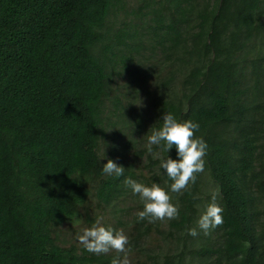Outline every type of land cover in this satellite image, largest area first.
<instances>
[{
	"label": "trees",
	"instance_id": "obj_1",
	"mask_svg": "<svg viewBox=\"0 0 264 264\" xmlns=\"http://www.w3.org/2000/svg\"><path fill=\"white\" fill-rule=\"evenodd\" d=\"M143 1L124 17L146 18L147 45L132 19L116 20L121 0H0V264H110L117 253L62 244L58 228L81 213L93 221L83 208H113L131 192L135 167L101 171L108 125L145 134L164 111L199 122L205 169L170 192L176 218L127 222L135 264H264V0ZM156 49L149 114L130 115L113 76L136 57L137 72L140 50L149 62ZM145 140L122 146L144 156V184L167 190L168 153L148 152ZM216 189L223 222L188 235Z\"/></svg>",
	"mask_w": 264,
	"mask_h": 264
},
{
	"label": "clouds",
	"instance_id": "obj_2",
	"mask_svg": "<svg viewBox=\"0 0 264 264\" xmlns=\"http://www.w3.org/2000/svg\"><path fill=\"white\" fill-rule=\"evenodd\" d=\"M157 126L154 124L147 131L145 148L148 152L154 151V146L168 155L159 160V167L168 177L170 183L167 190L156 182L150 185L141 183L131 177H125L124 183L130 188L133 195L138 196L142 208L138 209V220L174 219L179 215L178 206L172 202L170 192L179 193L186 189L190 182H195L196 174L205 169V154L207 142L202 136L195 133L200 124L192 119L180 120L171 111H164ZM175 149L176 156L169 155ZM106 158L104 155L100 159ZM125 167L111 158H106L101 171L106 176L120 177L124 174ZM219 189L212 191L210 200L204 205L203 211L196 221V227L186 229L191 236L198 235V229L205 235L211 229L223 222L222 207L217 203ZM76 239L82 247L90 253L99 255L116 250L110 264H129L127 255L128 237L122 230L114 229L111 225L105 226L98 218L90 227H85L76 234ZM123 253V255H120Z\"/></svg>",
	"mask_w": 264,
	"mask_h": 264
},
{
	"label": "rangeland",
	"instance_id": "obj_3",
	"mask_svg": "<svg viewBox=\"0 0 264 264\" xmlns=\"http://www.w3.org/2000/svg\"><path fill=\"white\" fill-rule=\"evenodd\" d=\"M158 1V0H157ZM123 3V9H121L118 12V20H130L132 19V22H135L136 26L134 28H137L140 31V35L142 38V43L144 45L146 44L147 39V32L142 27V19H146L145 17L136 18L133 14H127L126 17H124L126 11L130 12L133 9H137V6L142 4L143 0H121ZM149 8L143 9V11L147 10ZM110 20L114 21V16L110 18ZM144 24V23H143ZM158 49L155 50V54L151 58L149 62H146L142 59L144 51L140 50L139 54L140 56V62L141 65L138 66L137 72H133L132 69L135 66V59L130 63L129 66H127L126 70H121L119 73L114 74L113 76V92L118 93V96L121 100V104L124 106V110L126 113L132 114V110H134L137 114H141V117H147L149 114L148 107L151 103V96L154 95L153 91H156V85L155 81L153 79L152 74L157 72V70H151L150 73L148 72V67H153L154 64L158 63L160 59H158L159 53ZM146 53H149L146 51ZM139 57V56H138ZM121 64H119L120 66ZM116 70H120V67H116ZM157 68V67H156ZM143 69L145 70V73H142ZM151 75V76H150ZM132 87H135L138 91L133 92H127L132 90ZM153 93V94H152ZM150 95V96H148ZM106 105L112 107V103L109 101H106ZM132 107H134L132 109ZM106 112H112V108L110 111L108 108L105 110ZM131 111V112H130ZM111 120L115 119L114 115L111 116ZM117 119V118H116ZM109 128L106 130L107 136L104 139H101V142L99 144V153L100 156L104 155L105 151V157L111 158L115 160L117 163L122 164L123 166H129L132 165L133 168L135 167V174L137 175L135 180L145 183V179L148 178V169L143 166L145 159L144 156L141 158L134 155L135 149L133 147H130L131 145H128L129 148H123L122 144L125 143L126 138L134 139L138 142V147L141 146L143 143V139H146V135L143 133V127L141 128V133H129L127 128L121 129L122 126L120 122L118 123H111V125H108ZM134 124L129 123V129H133ZM112 130V131H111ZM146 141V140H145ZM113 151V154L111 152ZM106 158H102L103 160H106ZM117 203L116 207H119L122 209L121 211H116V207L111 206H105V208H98L94 202L89 204L87 206V209H82L81 211L85 212L88 211L89 215L93 217V221L87 220L86 217L81 213L82 217L74 218L70 221L64 222L59 228H58V235L61 240L62 244L68 245L70 243H74L79 247H82L81 244L76 239V234L81 232L83 228L90 227L98 218L100 219L101 223H103L105 226L111 225L114 229L122 230L123 233L128 237L129 227L127 225V222L132 219L133 215L137 212V208L135 205L137 204V198L135 195L132 194V192L128 193L126 196L121 198ZM118 220H121L124 224H121L118 222ZM155 232V230L153 231ZM152 235L150 236L151 239ZM156 241V236L153 235V241ZM157 244H161L157 242ZM109 252H115L116 250H110ZM120 255H123V253H120ZM127 255L129 259V264H135L136 259L138 258L137 254L130 249L127 246Z\"/></svg>",
	"mask_w": 264,
	"mask_h": 264
}]
</instances>
